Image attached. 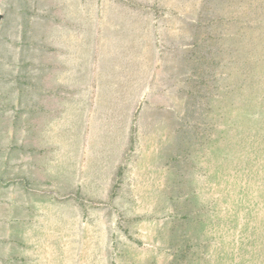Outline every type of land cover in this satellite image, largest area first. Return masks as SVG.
Instances as JSON below:
<instances>
[{"label":"rangeland","instance_id":"rangeland-1","mask_svg":"<svg viewBox=\"0 0 264 264\" xmlns=\"http://www.w3.org/2000/svg\"><path fill=\"white\" fill-rule=\"evenodd\" d=\"M0 264H264V0H1Z\"/></svg>","mask_w":264,"mask_h":264},{"label":"bare ground","instance_id":"bare-ground-1","mask_svg":"<svg viewBox=\"0 0 264 264\" xmlns=\"http://www.w3.org/2000/svg\"><path fill=\"white\" fill-rule=\"evenodd\" d=\"M1 1V0H0Z\"/></svg>","mask_w":264,"mask_h":264}]
</instances>
